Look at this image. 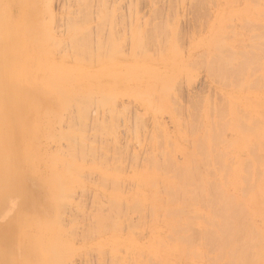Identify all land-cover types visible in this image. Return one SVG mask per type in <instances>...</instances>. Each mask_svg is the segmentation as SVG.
Returning <instances> with one entry per match:
<instances>
[{"label": "rangeland", "instance_id": "obj_1", "mask_svg": "<svg viewBox=\"0 0 264 264\" xmlns=\"http://www.w3.org/2000/svg\"><path fill=\"white\" fill-rule=\"evenodd\" d=\"M223 6L224 0H0V50L8 39L13 40L9 51L0 52V114L7 105L11 106L22 100V87L25 86L28 98L36 95L35 101L40 103L38 123L42 135L40 140L42 160L47 163L50 159L53 160V157H57V161L49 169L35 167L34 161L29 162L31 154L29 148L33 146L30 144L31 147L28 145L21 148L17 137L18 121L10 116L11 112L8 113L6 126L0 127V145L5 139L6 131L11 130L13 133L17 131L13 140L15 146L22 149L23 156L7 154L4 162L0 164V203L2 193L9 185L4 182L1 174L9 165L14 166L13 163L18 161L20 164L24 162L19 170L24 174L23 182L27 187L25 191L30 199L35 194L45 199L44 196L50 189L53 194L58 193L54 197L55 200L51 198L50 202L42 200L37 204L40 213L37 225L27 226L25 221L18 219L19 216H14L13 228L21 230L26 235L29 233L31 237L34 235L33 231L38 234L40 255L44 254L38 259V264H131L130 261L124 263L128 256V259H132L131 248L121 245L114 253L110 247L114 243L107 244V240L119 232L118 235L123 238L132 236L139 239L140 243L150 242L152 236L148 213L153 200H140V205L137 202L136 207L140 212L138 213L129 208L134 204L131 203L130 196L146 182L144 172L151 170L156 172L160 168L162 171L163 169L170 171L168 166L172 169V165L177 163V166H173L178 169L179 164L186 166L190 164V159L198 156L193 152L196 138L193 130L191 131L195 123L194 126L191 124L195 118L198 120L201 118L197 112H204L206 107L210 109L208 112H211L212 118L221 114L217 119L218 124L226 121L223 125L216 126L219 129H217L219 136L215 138L220 145L215 141L212 146L217 145L218 151L227 152L226 160L228 159L227 163L232 167L239 162L251 163L253 159L249 153L251 149L248 151L239 148V151L234 152L227 144V142L234 144L237 130L229 127V119L219 112H224L223 108L229 107V98L224 91L231 89L225 87L227 84L230 85V82L231 85L236 83L239 86L245 85L244 87L247 82L255 85L252 90H260L258 98L264 99L262 70L264 49L263 54L262 50L257 49L259 45L261 48L264 46V18L261 23L253 22V25L250 23L254 26L250 28L242 26L243 22L234 20L231 22L232 25L228 24V30L233 28L232 32L227 30L222 35L227 37L229 33L228 37L224 38V43L229 42L231 47L223 48L221 53L224 56L226 55L224 52L231 53L227 58L237 61L234 60L232 66L240 63L235 66L236 69L232 67L235 72L231 69L222 73L231 76L234 72L231 76L232 81L230 77L227 79L225 74L224 77L220 69L210 68L208 65V60L209 64L212 62L211 51H214L211 50V45L215 44L219 36L221 37L219 40L222 39V36L212 31V28L216 25L218 8ZM108 17H111L112 21ZM100 18H106L108 21ZM34 22L38 23L40 31L36 37H31ZM240 25L245 29L238 28ZM253 28L256 30H252ZM250 33L256 35L259 33L263 38L260 37L257 41L258 36L254 34L255 38H252ZM250 42L262 43H257L258 46L255 48L256 43L252 46ZM239 46L245 49L247 47L244 49L249 57H245L247 65L241 63L243 59L236 55ZM249 50L255 52L256 58L254 55L251 57L252 53L248 54ZM256 52L260 54V58ZM30 56L37 65L30 60ZM256 61L260 62L258 64L261 66L255 63ZM252 67L256 68L257 72ZM250 76L253 79H250ZM30 78H36L37 83L32 82ZM241 80L242 83L237 82ZM260 83L263 85L259 86ZM48 86L53 87L49 89ZM256 90L254 93H257ZM216 104L220 108L218 105L216 107ZM260 107L264 108L263 105L258 108L261 109ZM233 108L235 112L236 106ZM237 108L240 113L236 111V115H233L232 112L233 118L242 121L246 130L252 132L253 143L263 142L264 131L261 128H264V112L256 114L250 108L243 111L240 107ZM204 120L201 124L195 121L202 126L203 131L210 128L206 119ZM74 140L81 143L82 148L77 146L78 143ZM73 146L75 147L72 148ZM262 147L260 151L258 150L259 165L257 164L258 167L255 168V172L260 173L262 179H258L257 176L251 184V187L254 184L252 190L246 196L240 195L238 198L241 200L238 201L245 203V217L248 219L244 218V221L251 226L254 238L258 232L259 237L261 235L264 237V143ZM33 156L34 153L30 160H33ZM188 158L189 163L186 164ZM162 161L168 168L161 165ZM205 168L211 169L209 172L211 174L212 168L208 166ZM161 169L157 172L161 173ZM196 169L195 165H192L188 170L192 176H195V171L198 172L196 176L199 178V175L204 173L209 175L203 168H199V171ZM245 171H248L246 167ZM40 172L44 177L51 175V178L63 173L66 180H63V184L51 182L45 184L46 186H39L36 174ZM221 172L219 170L217 174L220 175ZM108 180L116 183H109ZM225 192L232 194L233 190L225 187ZM114 201L121 203L114 204ZM11 204L12 200L6 203L9 206ZM115 205H118L116 209H120L121 212L120 210L114 212ZM173 206L178 208L177 203ZM110 209L114 213H111ZM201 210L207 213L204 206ZM109 219L116 224L117 232L113 231L116 228L107 230L103 227L101 230ZM204 219V223L208 222V218L207 221ZM197 237L198 235L195 236V241L198 243L199 240L196 239L201 236ZM23 240L29 243L37 242L36 237L24 236ZM204 246L205 244L202 247ZM26 247L27 245L22 243L14 246L7 259L8 264H22L21 258L29 253ZM205 249L206 247L202 254L205 253ZM49 251L52 253L51 258H44ZM117 255L120 257L119 262ZM207 255L198 263L215 264L212 250L208 251ZM113 260L117 261L113 263ZM184 261L186 263L179 264L190 263ZM221 261L218 260L216 264H223ZM255 262L264 264V259ZM0 264L7 263L0 260Z\"/></svg>", "mask_w": 264, "mask_h": 264}, {"label": "bare ground", "instance_id": "obj_2", "mask_svg": "<svg viewBox=\"0 0 264 264\" xmlns=\"http://www.w3.org/2000/svg\"><path fill=\"white\" fill-rule=\"evenodd\" d=\"M224 2H225V6L218 8L216 25L220 26V27H216V25L214 27V25H213V28H212V31L216 32L217 34H220L222 36L228 30V27H229L228 24H231V22H233L234 20H238V21L245 23V25H243V23L241 25L247 26L249 28L254 27V26H252L253 22L254 23L263 22L262 19L264 18V0H224ZM101 13L102 12H100V14ZM108 16H110V15H108ZM104 17H105V15H104ZM106 17H107V15H106ZM100 19H102V18H100ZM105 19H102V20L104 21ZM109 19L111 20V17ZM71 21H73V20H71ZM99 22H101V21L99 20ZM106 23H108V22H106ZM250 23H252V25H250ZM34 24H35V27H34V30L32 31V33L30 34L31 37H36L37 33L40 31L38 23L34 22ZM100 24L103 25V23H100ZM241 25L238 28H242V30H244L245 27H241ZM248 25H250V26H248ZM258 25H260V24H258ZM75 26H77V25H75ZM234 27H235V25H234ZM72 29H73V27H72ZM77 30H78V28H77ZM231 30H233V28L230 29V31L228 30L227 32H232ZM242 30H240V31H242ZM246 30H247V28H246ZM252 30H256V29L253 28ZM258 31L262 35L260 29H258ZM137 32H139V31H137ZM248 32H250V31H248ZM259 33L257 35L254 33L256 37L258 36V38L256 39L257 41L261 37V35H259ZM246 34H247V31H246ZM254 34H251L252 38L253 37L255 38V36H253ZM228 35H229V33H228ZM228 35H227V37H228ZM243 35L246 36L245 34H243ZM263 36H264V34H263ZM227 37H225V35H224V37L222 36V39L219 40V38H221L219 36L218 40H216L215 44L211 45V50H214V51H211V54H210V57L212 60L211 64H209L210 60H208L209 61L208 65H210V68L215 67V68L220 69L221 74L227 70L230 71L232 69V67L233 68L235 66L237 67V65L240 64L239 63L237 65L232 66V64H234L233 63L234 60H235V62H237V61H236V59L233 60V59L227 58L228 55H230L231 53L227 54L226 52H224L226 54L225 56L223 55V53H221L222 52L221 50L223 48L225 49L227 47L229 49V47H231L229 42H228V44H227V41L224 43V38H227ZM211 38H213V37H211ZM261 38H263V37H261ZM244 40H246V39H244ZM213 41H211V42H213ZM252 42H250L252 44V46L256 43V45H255V48H256L258 46L257 43H259V42H255L254 44ZM235 43H233V45ZM261 43L262 42H260L259 44H261ZM12 44H13V40L8 39V42L4 44V46L0 50V52L5 51V50L9 51L11 49ZM236 46H234V47H236ZM252 46L250 45L249 47L252 48ZM249 47H248V49H249ZM263 47L261 48V46L259 45V47L257 49L262 50V49H264ZM237 49H239V50L238 51L235 50V52L237 51L236 53H238V54H236L235 52H233V53H235L240 59L241 58L243 59V60L241 59L242 60V62L240 61L241 63L246 64L247 59L245 57L247 56V53H246L247 51H245V50L247 49V47L245 49V47L239 46V48H237ZM250 50L248 51V54L252 53V52H250ZM262 52H263V50L261 51V54L264 53V52L263 53ZM253 53H252L251 57L253 55L255 57V52H253ZM258 55L260 58V54H258ZM232 56H234V55H232ZM254 57H253V59H254ZM30 60L36 64V61L31 56H30ZM257 60H258V58H257ZM255 63H257V61ZM258 63L260 64V62H258ZM259 66H261V65H259ZM236 67H235V69H236ZM206 68L208 69V67H206ZM247 68H248V66H247ZM238 69L240 70V68H238ZM252 69H253V67H252ZM255 69H253V70H255ZM262 70H264V68ZM232 71L235 72V70H233V69H232ZM255 72H257V71L255 70ZM210 73H211V71H210ZM215 73H217V70ZM233 73H231V76ZM224 74H222V75L224 76ZM225 75H226V78L227 77L231 78L230 75H228V74H225ZM233 77H234V75H233ZM242 77H243V75H242ZM239 78H240V75H239ZM251 78L252 77L250 76V79ZM255 78L256 77H254V79ZM232 79L233 78H231V80ZM247 79H246V82L248 81ZM30 80H32V82L37 83L36 78H30ZM224 81H227V80L224 79ZM260 81L262 82V79ZM219 82L221 83L223 81H219ZM227 82H230V81L228 80ZM237 82L242 83V80H241V82L240 81H237ZM250 83H252V81ZM258 83H259V81H258ZM231 84L232 83L230 82V85L227 84V86H225L226 88H231V89H227L226 91H224L227 98H229V107L227 109H224L223 107H221V109L223 108V110H225V111L224 112L222 111L219 113H223L229 119L228 120L229 121V127L237 130L236 140H235L234 144L231 142H227V144L233 149L234 152L236 150H238L239 148H240L239 150H241V148H242V149H248V151H249V149H251L249 151V153L252 155L251 157H253L251 163L239 162L235 167L230 166L229 163H227L228 159L226 160L227 152L222 153L223 151L217 150V148H216L217 145L215 147L212 146L213 143L218 140V139L216 140L215 137L219 136V135H217V131L219 129L216 126H218L220 124L223 125V123H226V121L224 122V120H223V123L218 124L217 119H218V116L221 114H219V115L217 114L218 116H215L216 118H214V117L212 118L211 112L210 113L208 112V111H210V109L209 108L207 109V107L203 110L204 112H197V115L198 114H199V116L201 115L200 116L201 118L199 120L195 118L194 122L193 123L191 122L192 124L191 123H189V124L193 125L195 123V126L193 125L194 128L193 129L191 128V131L193 130V133H194L195 138H196L195 144L193 147V152L195 153L196 156L197 155L198 156L194 157L193 159L188 158L187 161L186 160L185 161H186V164H188L189 163L188 160L190 159L189 160L190 164H188L186 166H182L179 164L178 169L175 167L177 170L174 168V166H177L178 163L175 165L173 164L174 166L172 164H170L175 169V171H177V173L174 171L173 168L171 169L170 166H168L170 171L173 170L174 173L170 172L168 169H167L168 171L166 169L165 170L163 169V171H162L161 168H160L162 171L161 173H159L160 169H157V168L156 169L159 170V172H157V170H156V172H154V170L153 171L151 170V172H148V171L144 172L143 175L145 176L146 182H144L143 186L140 187L139 190H137L135 193L131 194V196H130V198L132 199L131 203H134V204L132 205V207L129 206V208H132L131 211H133V212L139 211L137 209L136 205H137V202H138V205H140L139 204L140 200H142V201L153 200L152 208H150V210H149L150 212L148 213V215H150V222H149L150 226H149V228H150V232H151V236H152L150 239V242H148L147 244H144L145 242L140 243L138 241L139 239L137 240L136 238H133L132 236H128L127 238H123L122 236L118 235L119 232L117 234L112 235L111 238L108 237L110 239L107 240V244L114 243V244L110 245L111 250L114 253L117 251L118 246H121V245L127 246L128 249L131 248L130 255H131L132 259H128L129 256L127 255L128 257H127V259H124V261H125L124 263H127L128 261H130L134 264H179V263H186V261H184V260H187L188 262H190L189 264H199L198 262L202 259V257L205 256V258H206L207 252L210 250H212V252L215 255V260H214L215 264L217 263L218 260H220V261L222 260L221 263H223V264H255L256 263L255 261H259V260L264 259V237L262 235L259 237V232H258V234H256V237L258 236V239H256V237L254 238L255 234L252 231L251 226H249L244 221V218L248 219V217H245V203L240 202L241 200L238 199L240 195L246 196L252 190V187L254 186V184L252 187H251V184L254 182V180L257 176H258V179L259 178L262 179V175L259 176L260 173H258L257 171L255 172V168H256V166L258 167V165H259L257 155H258V152L263 148L262 144L264 143V141L261 142V141H258V139H257L258 142L253 143L252 140L254 139L253 138L254 135L252 134V132H249L248 130H246V128L241 123L242 121L240 122L239 119L233 118V115H236V111H237V109H239L237 107H240L241 111L250 108V110L252 109L254 111V113H256V114H259L260 112L261 113L264 112V108H261V107H260L261 109L258 108L260 105L264 106V99L262 97L258 98L259 92H260L259 89H258L259 91H257L255 89L257 91V93H254L255 90H252L253 86H255V85H251L248 82L246 83L247 84L246 87H244L245 85H243V84H241L243 86H239L236 83H235V85H231ZM261 84L262 83H260L259 86H261ZM222 86H223V84H222ZM52 87L53 86H51V87L48 86L49 89H51ZM161 89H163V88H161ZM168 91H169V89H168ZM160 92H162V90ZM263 92H261V93H263ZM21 95H22L21 101H17L15 103H13L11 106L7 105V107H5L4 110L2 111V113L0 114V127L6 126L5 125L6 118H7L9 112H11L10 116H13L18 121V123H17L18 135H17V131L15 133H13L11 130L6 131L5 139L2 142V144L0 145V164H2L4 162V158L7 154L17 155L18 157L23 156L22 149H20L19 147H16L15 141L13 140L17 135L18 142L20 143L21 148H23L24 146L26 147L30 144H32V146H33V147H31V145L29 146V147H31V148H29V150H31V154L28 158V161L29 162L34 161L35 167H38V168L48 167V169H49V167H52L53 163L55 161H57V157L56 158L53 157V160L50 159V161L47 163L42 160V151H41V144H40V140L42 138V135L40 133V126L38 123V118H39L38 113H39V109H40V106H39L40 103H39V101L38 102L35 101V98H36L35 94H34L35 96H33V98H30V99L28 98V92H27V90H25V86L22 87ZM4 96H5V94H4ZM1 97L3 98L2 95H1ZM227 103H228V101H227ZM257 104L259 105L258 107H257ZM217 105L218 104H216V107H217ZM234 106H236L235 112H233ZM218 107H219V105H218ZM212 111H214V113H215L216 110H212ZM217 111H218V109H217ZM217 111H216V113H218ZM232 112H233V115H232ZM237 112H239V110ZM214 115H216V114H214ZM225 116H223L224 119L226 118ZM237 116H238V113H237ZM244 116H246V115H244ZM250 116H252V115H250ZM261 117H262V114H261ZM254 118H256V117H254ZM204 119H206L207 125H209V127H210L209 129H204L205 131H203V128L201 125L196 124V122L201 124L202 120H204ZM219 122H220V120H219ZM180 126H181V124H180ZM184 126H183V128H184ZM226 126L227 125L225 124L224 128H226ZM189 127H191V126H189ZM255 127H257V126L255 125ZM250 129H252V128H250ZM261 129H262V131H264L263 127ZM180 130H181V128H180ZM236 130H235V132H236ZM225 131L226 130H224V132ZM220 132H221V130H220ZM221 133H223V131ZM203 134H204V137L202 136ZM221 135H223V134H221ZM201 136L203 138H201ZM220 137L222 138V136H220ZM220 137H218V138H220ZM73 138H75V137H73ZM65 139H67V138H65ZM76 140H74V141H76ZM224 140L225 139H222V141H224ZM77 143H75V144H77ZM217 143H218V141H217ZM78 144H77V146L81 147V145H80L81 143H78ZM83 145H85V144H83ZM249 145H251V147L248 148L247 146H249ZM252 146H253V148H252ZM74 147L75 146H73L72 148H74ZM87 147L89 148V146H87ZM72 148H70V149H72ZM85 149H87V148H85ZM222 150H223V148H222ZM33 153H34L33 160H30ZM71 153H73V151ZM231 154H232V152H231ZM187 157H188V154H187ZM259 160H260V158H259ZM85 161H87V160H85ZM81 162H83V161H81ZM163 162L164 161H162L161 165L163 164ZM23 164H24V162H23ZM23 164L22 163L20 164L19 161L16 163H13L14 166L9 165V167L6 168L3 171V173L1 174V177L4 179V182L9 184L8 188H6V190L2 193V196H3L2 197V203H0V212H1L0 216H2L0 219V248L2 249V253L0 254V260L5 261V263H7V264H8L7 259H9V257H10L11 250L13 249L14 246L19 245V243L27 245L26 249L29 251V253L26 256L21 258L22 264H38V259L44 256V254L42 252H41L42 255H40L38 234L35 231H33L34 235L31 237V236H29V233H28V235H26L21 230L13 228V226L15 225L13 220L15 218L14 216H19L18 219L25 221L27 226L31 225L33 227V225H37L38 220L40 218L39 217L40 213L36 207L37 204L41 203L42 200L43 201L47 200L49 202H50L51 198L53 200H55L54 197L58 195L57 192L55 194H53V191H51V189H50L45 194V196H44L45 199H42L41 196L38 194H35L33 196V198L30 199L27 196L28 195L27 191H25L27 187L23 182L24 174L21 173L19 170L20 166H22ZM70 164H71V159H70ZM70 164H67L68 167L71 166L73 163L71 165ZM153 164H154V161H153ZM164 164H165V162H164ZM164 164L162 166L166 168L167 164L166 165H164ZM158 165H160V163ZM192 165L193 166L195 165V168L198 169V170L196 169L197 171H199V168H203V171H204L207 169V168L204 169V167H206V166H208V168L211 167L212 168L211 174L209 173L211 169L210 170L208 169L206 171H208L207 173H209V175H206L205 173L201 174L203 172H199L201 175H204V177H201V175L198 174L200 176V178H199L198 176H196L197 175L196 173H198V172L195 171V174H194L195 176H192L191 172H189V170H188V169H190V167ZM162 166H158V167H162ZM219 167H221V168L219 169ZM245 167L248 169V171H247L248 173L245 171ZM66 169H67V167H66ZM218 169L220 171H222L220 173V175L217 174V173H219ZM178 171H179V173H178ZM200 171H202V170L200 169ZM175 173L177 175L178 174L179 175L176 176ZM189 173H190V175H189ZM255 173H258V174H255ZM171 174H174V175H171ZM71 175H72V173H71ZM36 177H37L36 178L37 181L39 180L38 181L39 186H46L45 184H47V183L50 184L51 182L63 184V180L64 179L66 180L65 174H63V173H60L59 176H55L54 178L52 176V178H51V175L49 177H44L43 174H41V172H40V174L39 173L36 174ZM184 177H185V179H183ZM73 179H74V176H73ZM103 179H105V178H103ZM110 182L111 181H109V183ZM113 182H115V181H112L111 183H113ZM140 183H142V181ZM66 184L68 185V181ZM160 186H162V187H160ZM159 187L162 188V190ZM225 187L233 190V193L232 194L226 193ZM43 192H45V191H43ZM252 194H254V193H252ZM247 197H249V196H247ZM8 200H12V204L10 206L6 205ZM137 200H139V201H137ZM238 200H240V201H238ZM115 203H117V201L116 202L114 201V204ZM120 203H117V204L120 205ZM176 203L178 204V208H175L173 206V204H176ZM122 204H123V201H122ZM187 204H190V205H187ZM111 206H113V204ZM116 206H118V205H115V207H114L115 210L113 209L115 213H116V210H117V212H118V210H120V209H116L117 208ZM203 206H204V209L207 210V213H203V210H201V208H203ZM110 211H111V209H110ZM114 212L111 211V213H114ZM120 212H121V210H120ZM138 213H140V212H138ZM117 214H119V213H117ZM204 218H206V219L208 218V222H205L208 224L204 223V221H203ZM206 219H204V220H206ZM220 219H221V221H220ZM143 220L144 219L142 217V223H143ZM101 222L105 223L104 220H101ZM106 223H105L106 225L104 224L105 226H102L101 230H103L105 227L107 230L108 229L113 230L116 228V224L114 223L113 220L109 219V221ZM98 227L100 228L101 225ZM106 229H105V231L107 232ZM176 229H177V231H176ZM97 231H99V230H97ZM113 231L117 232V228ZM102 234H104L103 231H102ZM166 234L171 235V236H166ZM197 235H198L197 238H199L200 236H201L200 238H202L201 240H200V238L196 239V240H199V242H198L199 244L197 243V241H195V236H197ZM24 236H26L27 238H35L36 237L37 242L29 243V241L23 240ZM200 241H202V243H200ZM103 242H104V240H103ZM204 244H205L204 248L206 247V249H205V253L202 254V252L204 251L203 250L204 248L202 246ZM193 247L195 250L194 249L192 250ZM118 250H119V248H118ZM103 253H105V252H103ZM201 254H202V257H201ZM119 255H120V253H119ZM51 256H52V253H51V251H49L47 257H44V258L50 259ZM113 259H114V257H113ZM117 259H118V261L117 260L116 261L119 262L120 257L118 256ZM116 261H114L113 263H115Z\"/></svg>", "mask_w": 264, "mask_h": 264}]
</instances>
